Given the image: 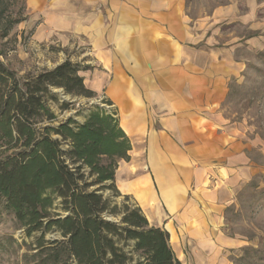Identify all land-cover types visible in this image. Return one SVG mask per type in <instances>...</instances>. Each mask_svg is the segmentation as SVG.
Returning a JSON list of instances; mask_svg holds the SVG:
<instances>
[{
	"label": "crops",
	"instance_id": "crops-1",
	"mask_svg": "<svg viewBox=\"0 0 264 264\" xmlns=\"http://www.w3.org/2000/svg\"><path fill=\"white\" fill-rule=\"evenodd\" d=\"M27 6L42 20L35 37L81 47L94 66L89 79L84 66L80 76L89 90L107 95L130 144L118 191L133 197L149 227L166 231L180 264H230L227 253L246 243L225 233V214L264 177V143L245 140L221 106L230 77L245 68L236 51L264 48V0H225L196 16L188 0ZM228 25L252 36L223 30Z\"/></svg>",
	"mask_w": 264,
	"mask_h": 264
},
{
	"label": "trees",
	"instance_id": "trees-1",
	"mask_svg": "<svg viewBox=\"0 0 264 264\" xmlns=\"http://www.w3.org/2000/svg\"><path fill=\"white\" fill-rule=\"evenodd\" d=\"M25 1L0 0V41L26 20ZM5 52L0 49V214L12 216L27 237L40 235L32 263L180 264L165 231L149 227L127 196L121 206L114 203L121 196L117 164L129 160L130 144L111 102L93 105L82 121L70 117L54 125L49 103L62 101L60 93L96 97L81 66L65 60L19 77L1 60ZM72 108L69 101L59 105L60 111ZM57 201L66 216L52 214ZM54 232L62 240L44 241Z\"/></svg>",
	"mask_w": 264,
	"mask_h": 264
},
{
	"label": "rangeland",
	"instance_id": "rangeland-1",
	"mask_svg": "<svg viewBox=\"0 0 264 264\" xmlns=\"http://www.w3.org/2000/svg\"><path fill=\"white\" fill-rule=\"evenodd\" d=\"M188 1L191 16H196L200 12H209L215 6L225 3V0ZM24 5L26 20L13 28L8 39L0 41V49L6 51L5 55L1 57L4 64L19 77H22L26 74L51 70L62 61L70 60L74 64L84 66L86 68L84 73H87L85 76L89 79V73L92 72L94 66L85 54L86 51H82L81 47L76 45L62 46L58 36H53L50 39L35 37V28L42 23V20L36 21L30 14L27 0ZM19 6L20 3L14 7V10ZM231 29L245 37L252 36V33H247L240 26L223 27V30ZM235 57L244 62L245 68L240 76L230 77L228 93L221 106V113L229 125L237 126L243 130L245 140H259L264 143V48L255 52L250 51L244 45L236 51ZM99 92H96V97L92 99L69 98L68 101L73 105V108L67 111H60L59 105L62 101L58 98V103L50 102L49 108L57 117V122L54 125L70 117L82 121L93 105L105 106L102 105V100H107V95ZM77 112H79V116H76ZM254 158L261 162L257 153L254 154ZM129 161H119L117 164L115 183L118 188L117 172ZM263 180L262 175L255 178L239 193L234 205L225 214V233L229 237H236L246 243L244 248L227 253L230 264H264ZM120 195L114 202L117 205L121 206L124 196L128 197L130 205H137L132 196L123 193ZM58 202L55 203L52 214H60L61 217H64L66 213L58 206ZM108 217L115 222L120 219L119 216ZM39 236L38 233H35L27 237L25 231L18 228L12 216L0 214V264H33L31 256L37 252L35 249L36 238ZM50 240H62V238L57 232L45 234L44 241Z\"/></svg>",
	"mask_w": 264,
	"mask_h": 264
},
{
	"label": "water",
	"instance_id": "water-1",
	"mask_svg": "<svg viewBox=\"0 0 264 264\" xmlns=\"http://www.w3.org/2000/svg\"><path fill=\"white\" fill-rule=\"evenodd\" d=\"M60 94H61L60 96H61L62 101H68L69 97L63 95L62 93H60Z\"/></svg>",
	"mask_w": 264,
	"mask_h": 264
}]
</instances>
